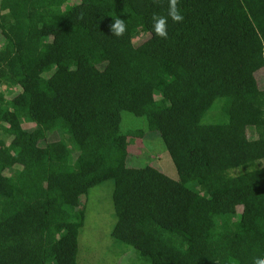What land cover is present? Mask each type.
Listing matches in <instances>:
<instances>
[{
    "label": "trees",
    "instance_id": "16d2710c",
    "mask_svg": "<svg viewBox=\"0 0 264 264\" xmlns=\"http://www.w3.org/2000/svg\"><path fill=\"white\" fill-rule=\"evenodd\" d=\"M67 1L0 0V87L20 89H0V264H77L80 200L108 179L111 235L149 264L264 259V0H179L167 39L152 16L169 0ZM121 111L159 133L177 179L127 165Z\"/></svg>",
    "mask_w": 264,
    "mask_h": 264
},
{
    "label": "rangeland",
    "instance_id": "374dc122",
    "mask_svg": "<svg viewBox=\"0 0 264 264\" xmlns=\"http://www.w3.org/2000/svg\"><path fill=\"white\" fill-rule=\"evenodd\" d=\"M77 2L68 0L63 7H67ZM133 43L137 47L145 45L150 40L148 32L137 30L133 35ZM2 38L0 37V45ZM258 86L264 89V66L255 72ZM6 97L17 99L20 93L18 87L14 89L5 86L0 87ZM213 117V112H209L203 121L207 122ZM23 127L27 130L33 129L36 122H23ZM130 131L140 132L141 136H132ZM118 134L124 136L126 163L130 167H143L153 165L171 178L177 179L175 166L166 150V147L155 130L148 127V122L144 116H135L131 112L121 111L118 124ZM251 138V132H248ZM13 137L10 138V141ZM42 146L54 147L61 145L60 136L55 132H48L45 140L40 143ZM74 156L76 155L75 152ZM264 164V161L262 162ZM16 166L8 168L5 173L12 174ZM264 168V167H263ZM192 189H198L193 183L187 185ZM114 180L108 179L102 183L88 189L84 198L80 202L84 204L83 226L78 232V252L76 256L77 264H149L125 242L115 239L111 231L116 222L114 213L112 192ZM241 209L238 206V211ZM234 211L227 212V218L234 219Z\"/></svg>",
    "mask_w": 264,
    "mask_h": 264
},
{
    "label": "clouds",
    "instance_id": "9594fccd",
    "mask_svg": "<svg viewBox=\"0 0 264 264\" xmlns=\"http://www.w3.org/2000/svg\"><path fill=\"white\" fill-rule=\"evenodd\" d=\"M179 0H169V8L167 16H160L153 14L152 27L156 36L167 39L168 38V18L170 17L174 23H181L184 20V16L181 14L178 7ZM110 31L112 35L117 37H123L126 34V25L123 19H116L110 25ZM254 264H264V259H256Z\"/></svg>",
    "mask_w": 264,
    "mask_h": 264
},
{
    "label": "crops",
    "instance_id": "0c3cea01",
    "mask_svg": "<svg viewBox=\"0 0 264 264\" xmlns=\"http://www.w3.org/2000/svg\"><path fill=\"white\" fill-rule=\"evenodd\" d=\"M175 179V178H174Z\"/></svg>",
    "mask_w": 264,
    "mask_h": 264
}]
</instances>
